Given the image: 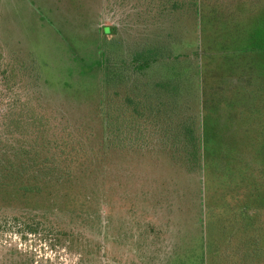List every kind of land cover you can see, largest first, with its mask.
<instances>
[{
    "label": "rangeland",
    "instance_id": "rangeland-1",
    "mask_svg": "<svg viewBox=\"0 0 264 264\" xmlns=\"http://www.w3.org/2000/svg\"><path fill=\"white\" fill-rule=\"evenodd\" d=\"M147 43L163 48L155 63L127 70L172 78L197 134L202 118L209 142L217 125L223 160L238 149L220 179L210 172V199L157 129L121 147L107 139V67ZM244 69L250 85H225L206 123L201 80ZM32 146L27 173H2ZM263 150L264 0H0V264H264ZM249 238L262 251L239 262Z\"/></svg>",
    "mask_w": 264,
    "mask_h": 264
},
{
    "label": "trees",
    "instance_id": "trees-1",
    "mask_svg": "<svg viewBox=\"0 0 264 264\" xmlns=\"http://www.w3.org/2000/svg\"><path fill=\"white\" fill-rule=\"evenodd\" d=\"M140 3L141 2L139 1L138 5ZM228 42L230 43L229 39ZM162 49L163 48L160 46L155 47L154 43H147L145 44V46L140 47L141 51L135 50V55L131 59L123 61L120 58L116 57L118 60L110 61L109 67H107L109 72L105 80L107 101L105 109V128L108 132L107 139H109L110 144H118V146L121 147V145H124L121 143L124 142L127 145V143H129V140H131L130 138L135 139L138 137H143L146 131H148L149 127H151V129H157V133L160 131L161 133H163L162 137L164 136V138L171 141L172 144L168 147V152L171 160L176 165L187 168L190 172L195 171L196 169H200L199 171H201L204 180L207 181V184H209V186L205 188V192L206 196L210 199L211 193L216 190L215 187L211 186L212 181L208 180L210 172L213 171L216 178L220 179L219 171L224 170V162L228 160V166L231 169V163L234 162L233 157L235 156L233 153L238 149H230V156L226 155L225 160H223V158L220 157L222 149L220 145L221 138L218 140L215 136V132L218 131L217 125L212 128L214 134L212 135L211 142H209L207 140V133L204 127V123H202V118V136L200 137L197 134L195 130V120L191 116L193 110L191 109L192 106L189 105V97L186 100L180 99L179 94L181 90L179 86L173 85L174 81L172 78H165L159 81H149L142 83L137 77L136 79L133 76L132 72H129V70H127L131 68L135 69L136 71L138 69L141 70L142 68H147L148 66L153 65L156 61L155 56L157 55V53L159 54ZM215 54L219 55L220 53ZM196 56L197 54L191 56V58ZM192 63H194V60H192ZM196 67L197 75L202 77L200 64L196 63ZM208 76L209 75L206 74L204 80H201L200 78V107L201 113L205 115L204 119L206 123L209 115L216 116L217 107L220 104V98L222 96L221 94L224 92L225 85L237 86L239 84H245L246 86H249L251 80V76H249L248 74V69H244L243 72L241 70H236L235 72L222 77L226 81H221L219 82V84H209V82L207 81ZM127 85H129V93L127 96L122 95V93L120 92L112 91L113 89L121 90L122 86ZM110 91L111 93H108ZM240 92L242 91L240 90ZM164 96H169V98L170 96H172V101L169 102L170 99H168V103L170 104V107L173 109V111L168 114H166L165 111L163 113V108L166 105L164 102H162L165 99ZM155 98L157 99V104H155ZM115 101H120V103L114 108L112 105ZM109 103H111V105H109ZM154 105H156V107ZM124 109H127V111L124 112ZM240 114H245L247 116V121L246 119H244V121H246L249 126V124L251 123V118L250 122L248 120L249 115L246 112H240ZM254 114L255 111H253L252 113V118ZM219 134L222 137V134ZM49 144L51 145V143ZM128 146L130 147V144ZM26 148L24 149L27 151L19 148L21 149V152H18L20 153L18 157L24 161L20 162L16 159L15 163L8 162L7 164L9 166L4 168V171L2 173L9 175H11L12 173H18L17 176H19L22 173L25 174L28 172L27 166H29L30 163H27V161L30 160L31 163H34V159H38L39 154H37V150H32L33 146L32 148ZM208 150H210L211 152V158L213 159L212 162L218 164L217 167L208 166L206 164V155ZM225 151L227 152V149H225ZM260 156L261 157L258 158L264 159V150L262 151ZM2 167L5 166L1 165L0 169ZM2 184L3 187L6 186V183H1V185ZM20 188L24 193H30L29 191H32L35 188V185L31 182L27 185H20L19 189ZM242 209H244L245 212L251 210L250 206L248 205L243 206ZM241 226L243 229H247L248 222L242 223ZM247 242H250L251 246L250 248H246L247 254L244 255L239 260V262L242 261V259L244 261L249 260L252 254V256L254 257L256 253L262 251L258 242L254 243L252 240H250V238L247 240ZM213 255L214 254H212L211 256ZM247 262L248 264H253L252 261Z\"/></svg>",
    "mask_w": 264,
    "mask_h": 264
},
{
    "label": "crops",
    "instance_id": "crops-1",
    "mask_svg": "<svg viewBox=\"0 0 264 264\" xmlns=\"http://www.w3.org/2000/svg\"><path fill=\"white\" fill-rule=\"evenodd\" d=\"M200 109H201V107H200ZM202 114V113H201Z\"/></svg>",
    "mask_w": 264,
    "mask_h": 264
}]
</instances>
